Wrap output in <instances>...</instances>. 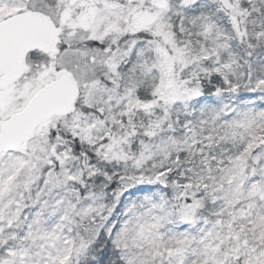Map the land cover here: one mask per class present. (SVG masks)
I'll return each mask as SVG.
<instances>
[{
	"label": "snow or ice",
	"instance_id": "snow-or-ice-1",
	"mask_svg": "<svg viewBox=\"0 0 264 264\" xmlns=\"http://www.w3.org/2000/svg\"><path fill=\"white\" fill-rule=\"evenodd\" d=\"M0 264H264V0H0Z\"/></svg>",
	"mask_w": 264,
	"mask_h": 264
}]
</instances>
